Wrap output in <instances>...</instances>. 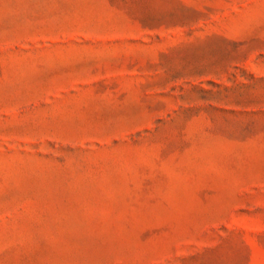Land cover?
Segmentation results:
<instances>
[{
  "label": "rangeland",
  "instance_id": "rangeland-1",
  "mask_svg": "<svg viewBox=\"0 0 264 264\" xmlns=\"http://www.w3.org/2000/svg\"><path fill=\"white\" fill-rule=\"evenodd\" d=\"M0 264H264V0H0Z\"/></svg>",
  "mask_w": 264,
  "mask_h": 264
}]
</instances>
